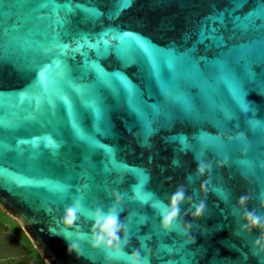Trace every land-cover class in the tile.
<instances>
[{"label":"water","instance_id":"95a60500","mask_svg":"<svg viewBox=\"0 0 264 264\" xmlns=\"http://www.w3.org/2000/svg\"><path fill=\"white\" fill-rule=\"evenodd\" d=\"M261 6L0 0V211L45 264H126L90 245L92 213L113 208L117 188L126 251L147 264H261L260 232L241 231L237 206L247 195L248 209L264 217ZM198 162L210 171L197 175ZM138 172L161 203L184 188L174 230H161L150 199L137 201ZM76 201L82 211L65 232L64 209ZM201 202L206 212L193 220Z\"/></svg>","mask_w":264,"mask_h":264},{"label":"clouds","instance_id":"9594fccd","mask_svg":"<svg viewBox=\"0 0 264 264\" xmlns=\"http://www.w3.org/2000/svg\"><path fill=\"white\" fill-rule=\"evenodd\" d=\"M210 169V164L198 162L196 174L203 176ZM201 191L204 193L207 192L206 183L201 186ZM114 200V206L109 211L105 212L102 208H97L92 213L94 227L92 229L90 245L93 250L103 249L109 260H126V264H145V259L138 250L131 253L126 251L130 238L117 212L122 196L119 193H114ZM185 202L186 192L181 186L172 194L169 203L166 205V211L162 213L161 228L165 232H170L178 226L180 209ZM248 203L249 197L247 195L240 196L237 206L242 210L241 220L244 227L241 231L248 234H251L253 231L260 232V237L254 242L253 248L258 254L264 255V217L257 215L255 210H249L247 207ZM261 207L264 208V204ZM81 211L82 206L79 201H76L65 211L61 220L65 232H71L75 228L78 214ZM204 213L205 204L201 202L195 208L193 220L201 219ZM184 230L185 232L191 230L190 222L184 226ZM69 251L79 254L78 244H70Z\"/></svg>","mask_w":264,"mask_h":264},{"label":"flooded vegetation","instance_id":"af4514ba","mask_svg":"<svg viewBox=\"0 0 264 264\" xmlns=\"http://www.w3.org/2000/svg\"><path fill=\"white\" fill-rule=\"evenodd\" d=\"M8 217L0 211V264H40L32 248L23 241L18 229L17 232L11 230Z\"/></svg>","mask_w":264,"mask_h":264},{"label":"snow or ice","instance_id":"6c2138e0","mask_svg":"<svg viewBox=\"0 0 264 264\" xmlns=\"http://www.w3.org/2000/svg\"><path fill=\"white\" fill-rule=\"evenodd\" d=\"M131 3H132V0H127V2H125V0H119V4H120L121 10H123V9H125L127 7H130ZM93 11H95V10H93ZM259 19L261 21H264V6H261V8L259 10ZM125 35L136 37L134 34H131V33H125ZM140 41H144V40L142 38H140ZM140 41H137V46L140 47L141 50L144 51L145 54L147 55V49L144 48V45ZM39 76H40L41 82H45L47 80V78H48V70L44 69L43 71H41L39 73ZM242 107H244L245 110H248L246 105H242ZM113 169L117 172V174H119L121 171L124 170L119 165H113ZM137 176H138V179H139V184L136 187V193H135L136 194V199H137L138 202H144L145 200H149L150 199L152 207H153L154 211L156 212L157 217H158V219L160 221V227H161L162 213L166 211V205L167 204L161 203L156 198H149L147 193H145V191L143 189V184H144V180H145V177H144L143 173L142 172H138ZM22 183L27 185L28 181H24ZM55 190L62 193L64 191H66V187L62 186V185H57ZM114 193H119L121 196L125 195V193H123L119 188H117L114 191ZM221 195H223V193H221ZM114 203H115V200H113V204ZM63 208H64V206H63V204H61L60 208L57 209V211H60ZM68 208L64 209V211H66ZM110 209H112V208H110ZM205 212H206V209H205ZM123 216H124V214L121 213L120 217H119L121 223L123 221ZM176 227H178V226H176ZM161 230L164 231L162 228H161ZM144 259H145V264H147V259L146 258H144ZM261 264H264V260L261 261Z\"/></svg>","mask_w":264,"mask_h":264},{"label":"trees","instance_id":"16d2710c","mask_svg":"<svg viewBox=\"0 0 264 264\" xmlns=\"http://www.w3.org/2000/svg\"><path fill=\"white\" fill-rule=\"evenodd\" d=\"M8 219H10L11 221H13L10 217H8ZM15 223V222H14ZM16 226L18 227V225L16 224ZM18 231H19V234L20 236L22 237L23 241H25V243L30 247L32 248L35 256L37 257V261L40 263V264H44V262L42 261V259L38 256V254L34 251L33 247L31 246V243L30 241L28 240V238L25 236L24 232L18 227Z\"/></svg>","mask_w":264,"mask_h":264},{"label":"rangeland","instance_id":"374dc122","mask_svg":"<svg viewBox=\"0 0 264 264\" xmlns=\"http://www.w3.org/2000/svg\"><path fill=\"white\" fill-rule=\"evenodd\" d=\"M16 224H17V223H14L13 221L10 220V226H11V230H12V231L17 232V229H18L19 225L17 224V225H18V227H17ZM19 228H20V227H19ZM20 229H21V228H20ZM25 236H26V235H25Z\"/></svg>","mask_w":264,"mask_h":264}]
</instances>
